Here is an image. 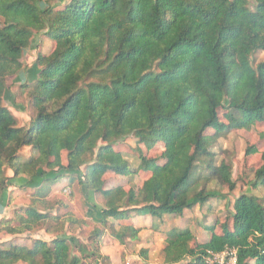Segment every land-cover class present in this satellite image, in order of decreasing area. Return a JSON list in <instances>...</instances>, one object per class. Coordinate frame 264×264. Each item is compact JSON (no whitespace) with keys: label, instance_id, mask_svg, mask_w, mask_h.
<instances>
[{"label":"trees","instance_id":"obj_1","mask_svg":"<svg viewBox=\"0 0 264 264\" xmlns=\"http://www.w3.org/2000/svg\"><path fill=\"white\" fill-rule=\"evenodd\" d=\"M48 1L0 0V194L13 178H40L33 195L42 202L57 181L75 178L103 205L80 255L73 237L61 233L28 244L9 240L0 264H112L100 251L106 232L126 247L138 240L134 217L159 223L196 204L208 209L217 195L204 188L191 194L198 181L230 192L239 180L264 187V131L246 142L236 179L232 157L215 151L230 132L264 125V59L251 61L264 52V0H65L57 9ZM36 34L54 46L37 52L36 77L22 85L33 115L19 126L3 104L6 78L23 69ZM127 137L136 167L119 144ZM259 152L248 177L249 158ZM66 222L76 220L30 205L1 218L0 232L52 234ZM202 229V240L188 227L170 229L163 264H206L209 252L226 248L236 250L235 264H264V198L240 194L222 222ZM138 252L148 259V249Z\"/></svg>","mask_w":264,"mask_h":264},{"label":"rangeland","instance_id":"obj_2","mask_svg":"<svg viewBox=\"0 0 264 264\" xmlns=\"http://www.w3.org/2000/svg\"><path fill=\"white\" fill-rule=\"evenodd\" d=\"M65 0H49L48 4L55 9ZM249 6L253 5L252 0H248ZM53 41L41 37L40 34H36L30 45L23 51L22 62L23 69L18 71L15 75L6 78V92L3 97V104L14 114L17 119V125H27L29 119L33 115V110L29 106L26 92L28 88L22 87L24 84H30L35 79L38 66L35 64V56L38 51L45 54H49L53 49ZM264 59V52H257L251 57V61L255 66L258 62ZM264 131V125H254L247 130L233 131L227 134L225 137L220 138L216 144L215 151H225L233 159L232 178L236 179L238 176L240 166L243 161V154L247 141H257L260 139V135ZM125 157L129 160L131 167H136L137 159L133 155L132 148L135 146L134 139L127 137L123 141L119 142ZM261 150H264V139ZM160 149L157 148L152 151V154H156ZM23 157L29 155V148H23ZM220 160V157L218 158ZM251 171H247L248 177L252 176V170H254L261 163V152L253 154L249 158ZM202 165H198V170L202 171ZM66 173L65 171H61ZM80 175L82 170L78 172ZM8 176L12 175V172L7 170ZM55 173L49 172L47 176L51 177ZM197 176V169L192 172V177ZM112 182L117 180L113 176H109ZM116 180V181H115ZM40 178L32 183L27 182V177L22 175L13 178L12 182L3 193L0 194V219L9 218L12 216V211L15 208L34 205L38 209L49 210L50 213L57 214L63 219H66L67 215H70L76 220L75 223L65 224L62 232H53L48 234L44 229H36L33 232H25L21 235L11 236L4 232H0V248H6L7 243L11 239H17L21 243H29L30 239L40 238L44 240H50L55 235L64 233L65 236H71L72 238V252L75 255H80L78 249L89 248L90 242L88 236L94 226L98 225L99 212L103 205L102 198L99 195L93 194L88 191L82 184L74 178L62 179L57 181L51 190L49 196L42 202H36V196L33 195L35 187L39 185ZM204 188L206 192H213L216 197L209 200L208 209L205 210L204 206H198L197 204L191 211L186 212V219L179 220L178 224L181 226H189L197 240H202L204 229L203 224H212L215 221L222 222L231 210L232 201L240 194L257 195L264 198V187H258L253 189L248 184H244L240 180L236 184V188L233 191H228L227 187L220 185L216 181L205 183L203 180L198 181L192 188L191 194L197 192L199 189ZM206 211L207 214H203ZM146 219V218H144ZM143 223L146 221H144ZM174 223L173 221H169ZM149 226V222H145ZM122 226L125 223L121 224ZM116 226V224H115ZM121 226V227H122ZM118 228V227H117ZM61 231V230H60ZM159 234L153 236L142 235V240L151 242L153 248L156 250L153 253H149L148 259L145 260L139 255L140 246L137 242L132 244L128 243L126 247H123L111 235L106 232L101 242V254L109 256L112 264H162L158 247L161 244V240L164 237L162 230L158 231ZM207 232V231H204ZM154 234V232H152ZM140 240V238H139ZM85 259L87 264L89 260ZM104 264V263H100ZM108 264V263H107Z\"/></svg>","mask_w":264,"mask_h":264},{"label":"crops","instance_id":"obj_3","mask_svg":"<svg viewBox=\"0 0 264 264\" xmlns=\"http://www.w3.org/2000/svg\"><path fill=\"white\" fill-rule=\"evenodd\" d=\"M189 211H191V210H188V212ZM186 212L187 211H184V213L181 217L164 215L162 220L159 223H156L155 221H153L148 215L134 217L132 219V223L134 224L135 227H138L140 229V232L138 234V240H136L134 242H137L138 245L140 246V248L148 249L149 250L148 255H149V253L151 254V253L155 252L156 250L153 248V245H151L152 241H149V243H148L146 240H142L141 236L142 235L153 236L155 234H159L158 231L162 230V234L164 235V237L162 238L161 244L158 247V252H161V249L163 247V241H164L168 231L172 228L181 229V228L185 227V226L179 225L178 222H179V220H184L187 218ZM203 214H207V212L203 211ZM144 218H146V219H144ZM143 219H144V221L146 220L145 222H147V220H148L150 225L147 226L145 224V222L143 223ZM169 221H173L174 223L169 224ZM187 227L191 230V228L189 226H187ZM152 232H154V234H152ZM139 238H140V240H139ZM160 258L162 259L161 255H160ZM161 262H162V260H161ZM162 264H163V262H162Z\"/></svg>","mask_w":264,"mask_h":264},{"label":"built area","instance_id":"obj_4","mask_svg":"<svg viewBox=\"0 0 264 264\" xmlns=\"http://www.w3.org/2000/svg\"><path fill=\"white\" fill-rule=\"evenodd\" d=\"M206 264H235L236 250L233 248H226L221 252H209L206 259Z\"/></svg>","mask_w":264,"mask_h":264}]
</instances>
